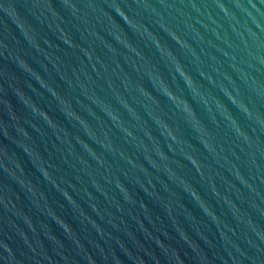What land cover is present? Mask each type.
Segmentation results:
<instances>
[{
  "label": "water",
  "instance_id": "obj_1",
  "mask_svg": "<svg viewBox=\"0 0 264 264\" xmlns=\"http://www.w3.org/2000/svg\"><path fill=\"white\" fill-rule=\"evenodd\" d=\"M0 264H264V0H0Z\"/></svg>",
  "mask_w": 264,
  "mask_h": 264
}]
</instances>
